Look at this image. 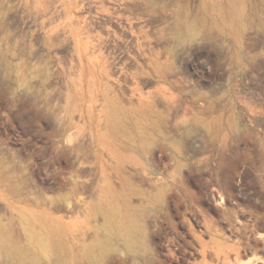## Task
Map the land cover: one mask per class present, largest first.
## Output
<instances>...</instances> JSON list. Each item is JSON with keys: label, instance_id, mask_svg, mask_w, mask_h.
I'll return each instance as SVG.
<instances>
[{"label": "rangeland", "instance_id": "obj_1", "mask_svg": "<svg viewBox=\"0 0 264 264\" xmlns=\"http://www.w3.org/2000/svg\"><path fill=\"white\" fill-rule=\"evenodd\" d=\"M0 264H264V0H0Z\"/></svg>", "mask_w": 264, "mask_h": 264}]
</instances>
